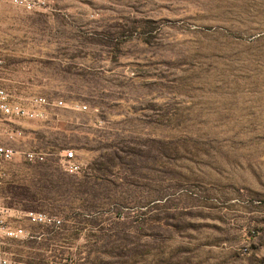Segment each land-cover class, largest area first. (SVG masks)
Masks as SVG:
<instances>
[{
    "label": "rangeland",
    "instance_id": "obj_1",
    "mask_svg": "<svg viewBox=\"0 0 264 264\" xmlns=\"http://www.w3.org/2000/svg\"><path fill=\"white\" fill-rule=\"evenodd\" d=\"M48 2L0 4V84L88 110L0 115L48 154L0 166V204L63 220L12 264H264V0Z\"/></svg>",
    "mask_w": 264,
    "mask_h": 264
},
{
    "label": "built area",
    "instance_id": "obj_2",
    "mask_svg": "<svg viewBox=\"0 0 264 264\" xmlns=\"http://www.w3.org/2000/svg\"><path fill=\"white\" fill-rule=\"evenodd\" d=\"M0 4L11 5L27 11L49 10L48 0H0ZM3 60L0 57V67ZM16 95L11 94L0 84V115L6 119L16 122L24 118L45 120L50 110L56 107L68 108L73 111H86L88 106L80 103L66 104L62 100H52L47 97L37 96L27 99L26 102H19ZM22 136V131L9 126H0V138L15 140ZM45 152H22L10 145L0 143V166L12 162L16 157H24L30 163H43L47 159ZM64 171L71 174H79L82 171V164L78 161L73 150H65L60 160ZM25 221L30 225L43 226L53 230L62 227L63 220L45 212L36 210H20L5 207L0 204V264H12V260L3 249L8 241L39 240L45 237L43 232H34L22 226ZM24 264V263H21Z\"/></svg>",
    "mask_w": 264,
    "mask_h": 264
},
{
    "label": "trees",
    "instance_id": "obj_3",
    "mask_svg": "<svg viewBox=\"0 0 264 264\" xmlns=\"http://www.w3.org/2000/svg\"><path fill=\"white\" fill-rule=\"evenodd\" d=\"M47 160V159H46ZM44 163V162H43Z\"/></svg>",
    "mask_w": 264,
    "mask_h": 264
}]
</instances>
